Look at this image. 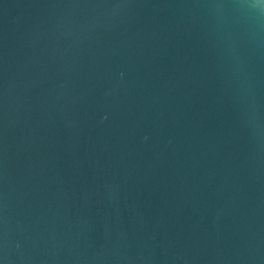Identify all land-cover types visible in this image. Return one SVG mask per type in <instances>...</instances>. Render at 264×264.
<instances>
[{
    "label": "water",
    "instance_id": "obj_1",
    "mask_svg": "<svg viewBox=\"0 0 264 264\" xmlns=\"http://www.w3.org/2000/svg\"><path fill=\"white\" fill-rule=\"evenodd\" d=\"M0 264H264V0H0Z\"/></svg>",
    "mask_w": 264,
    "mask_h": 264
}]
</instances>
